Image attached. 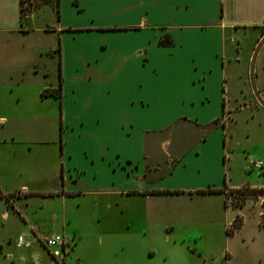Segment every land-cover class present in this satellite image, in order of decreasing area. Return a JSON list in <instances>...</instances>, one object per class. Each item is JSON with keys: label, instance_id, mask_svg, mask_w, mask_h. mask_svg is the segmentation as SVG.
I'll use <instances>...</instances> for the list:
<instances>
[{"label": "crops", "instance_id": "0c3cea01", "mask_svg": "<svg viewBox=\"0 0 264 264\" xmlns=\"http://www.w3.org/2000/svg\"><path fill=\"white\" fill-rule=\"evenodd\" d=\"M20 1L0 0V193L12 195L0 202L19 213L21 199L42 195L64 210L70 200L117 211L129 230L161 231L146 260L171 261L170 249L183 246L201 264H264L262 207L235 209L225 194L199 193L264 188L252 174L232 182L226 135L242 108L264 126L248 78L264 0H60L57 25L44 31L53 47L33 42V13L21 20ZM255 76L264 99V45ZM50 102L58 106L54 145L43 127ZM243 153L251 173L255 157ZM237 216L242 225L229 235ZM209 226H221L222 243ZM123 242L129 263L133 244Z\"/></svg>", "mask_w": 264, "mask_h": 264}, {"label": "rangeland", "instance_id": "374dc122", "mask_svg": "<svg viewBox=\"0 0 264 264\" xmlns=\"http://www.w3.org/2000/svg\"><path fill=\"white\" fill-rule=\"evenodd\" d=\"M29 1L37 0H24V5H28ZM54 2L55 0H53V3L43 5L33 12L29 24L35 31L32 36L34 43L41 39V42L44 40L45 45L48 47L55 45L54 34L44 33L48 26H56L58 23ZM71 4L72 1L70 7L76 10L75 6ZM249 95L251 97L250 92ZM48 108L50 118L47 123L45 119L43 120V127L48 128V139L54 145L59 141V124L55 118L58 106L56 107L54 102H50ZM0 114L3 113L0 112ZM232 118L234 121L229 124V129L226 132L230 139L231 151H233L228 168L232 182L234 184L247 183L248 177L252 174L250 177L253 178V183L264 184V176L258 177L263 170L253 168L250 170V167L251 173H248L249 171L246 169L244 170L246 163L243 153L245 151L246 154L252 155L255 160L263 159L264 126L261 125L258 119L250 120L248 111L244 108H242L240 114ZM36 125L37 121L33 126L36 127ZM48 187L52 188L48 184H44L40 188L45 190ZM11 196L7 199H1L8 202ZM263 199L264 194L255 199L250 198L246 200L243 207L245 205H258L262 207L261 211L264 213ZM21 201L23 203L16 207L19 213L6 208L0 202V264H11L10 259L5 257L8 254H13L16 260L15 264H30L35 260H38L39 264H50V254L44 246V240L52 233L63 236L69 242L68 253L64 258L65 264H77V259H80L81 264H178L182 259L189 260V264H201L196 256L191 258L184 256L183 246H175L172 251L170 249L169 254L173 257L171 261L169 259L163 262L160 255L156 256L154 260H146L145 257H149L147 247L149 245L155 247V244H158V233L161 231L156 229L154 234L152 232L149 234L141 230H129L123 223V217L117 211L105 208L102 211L103 213H99L97 209H93L86 204L80 208H75V203L73 201H71L72 203L69 202L70 200L67 201L64 210V205L59 199L44 200L42 195L30 197L29 201L21 199L19 202ZM228 203L233 206L234 201L229 200ZM3 210L9 212L7 220L1 215ZM98 216L102 219L101 222L98 221ZM261 221L260 227L264 230L263 216ZM143 234H147V236L144 237ZM209 234L210 237L219 238L220 243L223 242L224 236L221 226L216 228L209 226ZM20 238L25 243L22 247L17 246ZM123 241L133 244L131 255H129L132 257L129 263L123 262L126 259L121 249V246L124 245ZM200 246L201 249L206 247L205 244V247ZM217 247L218 245L211 246L210 251L216 250ZM20 257H24L26 261L20 260Z\"/></svg>", "mask_w": 264, "mask_h": 264}, {"label": "trees", "instance_id": "16d2710c", "mask_svg": "<svg viewBox=\"0 0 264 264\" xmlns=\"http://www.w3.org/2000/svg\"><path fill=\"white\" fill-rule=\"evenodd\" d=\"M53 3V0H37V1H29L28 5H24V0L20 1V12H21V20L27 16L32 14L33 12H35L38 8H40L43 5H47V4H51ZM55 4V12L57 13V18L59 19V9H60V0H55L54 2ZM171 41L167 38H163L161 41V45L163 46H167L170 45ZM57 51H59V46L57 47ZM59 87H61V81L59 83ZM57 98L60 97V93L59 90H57L55 93H53ZM217 122H215L216 124ZM179 194V191H164V192H160V194ZM199 193H203V194H213V193H221V194H225V198H226V202L228 204L229 200H233V207L235 209H240L243 207V205L245 204L246 200L250 199V198H257L259 195H263L264 194V188H254L251 187L250 185H245L243 187L237 188V189H228L225 188V190H215V189H207V190H202L199 191ZM11 195H4L2 193H0V199L1 198H5L7 199L8 197H10ZM51 196V195H48ZM232 197V198H231ZM264 217V213L262 215ZM242 225V219L240 217H236L234 222L232 223V227L234 229H239ZM227 233L229 235L233 234L232 231L227 230ZM0 253H1V246H0Z\"/></svg>", "mask_w": 264, "mask_h": 264}, {"label": "built area", "instance_id": "2783aa9c", "mask_svg": "<svg viewBox=\"0 0 264 264\" xmlns=\"http://www.w3.org/2000/svg\"><path fill=\"white\" fill-rule=\"evenodd\" d=\"M252 167L258 170L263 169L264 159L254 160L252 162ZM262 215H263V212H262ZM261 220H262V217H261ZM261 222L262 221H260V225H261ZM227 230H230L234 233L237 229H234L231 225ZM24 245H25L24 241L20 238L17 242V246L22 247ZM44 246L49 251L52 264H59V263L62 264L63 263L64 256H65L64 255L65 250L69 246V242L63 236L56 234V235L46 238L44 240Z\"/></svg>", "mask_w": 264, "mask_h": 264}, {"label": "water", "instance_id": "95a60500", "mask_svg": "<svg viewBox=\"0 0 264 264\" xmlns=\"http://www.w3.org/2000/svg\"><path fill=\"white\" fill-rule=\"evenodd\" d=\"M263 45H264V33H263L262 38L258 41L257 45L255 46L253 53L251 55L250 62H249V68H248V78H249L250 88L255 98V101L264 109V99L260 95L257 89V86H256V81H255L256 60H257L259 51Z\"/></svg>", "mask_w": 264, "mask_h": 264}]
</instances>
